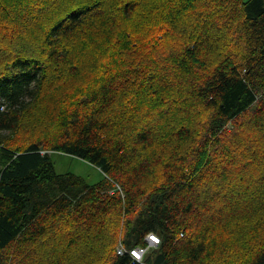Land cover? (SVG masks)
Returning a JSON list of instances; mask_svg holds the SVG:
<instances>
[{"label": "trees", "instance_id": "obj_1", "mask_svg": "<svg viewBox=\"0 0 264 264\" xmlns=\"http://www.w3.org/2000/svg\"><path fill=\"white\" fill-rule=\"evenodd\" d=\"M25 253L264 264V0H0V264Z\"/></svg>", "mask_w": 264, "mask_h": 264}, {"label": "rangeland", "instance_id": "obj_2", "mask_svg": "<svg viewBox=\"0 0 264 264\" xmlns=\"http://www.w3.org/2000/svg\"><path fill=\"white\" fill-rule=\"evenodd\" d=\"M252 132L258 133L254 129ZM51 159L57 173L72 172L79 175L83 180L85 179L84 181L88 184L97 183L104 177L103 172L96 166L78 157L64 153H53ZM47 262L48 259H46L45 253H34L33 255L25 253V255L15 254L10 256L11 264H47Z\"/></svg>", "mask_w": 264, "mask_h": 264}, {"label": "built area", "instance_id": "obj_3", "mask_svg": "<svg viewBox=\"0 0 264 264\" xmlns=\"http://www.w3.org/2000/svg\"><path fill=\"white\" fill-rule=\"evenodd\" d=\"M153 237H155V239H153ZM145 242H146V244L143 245V246H137V247H134V248H131L130 250H128V253L130 254V256L134 260H136L138 262H142L145 254L151 248H153L154 246H156L160 242V239H159V237L155 233L150 232V233H148L146 235ZM126 251L127 250L123 247V245L121 243H119L118 246H117V253L119 255H122Z\"/></svg>", "mask_w": 264, "mask_h": 264}, {"label": "bare ground", "instance_id": "obj_4", "mask_svg": "<svg viewBox=\"0 0 264 264\" xmlns=\"http://www.w3.org/2000/svg\"><path fill=\"white\" fill-rule=\"evenodd\" d=\"M95 1H96V0H95ZM91 2H92V1H91ZM92 5H93V4H92ZM94 5H95V4H94ZM90 7H91V6H90ZM90 7H89V8H90ZM86 8H87V7H86ZM67 21H68V20H67ZM62 22H63V21H62ZM57 23H58V22H57ZM55 25H56V24H55ZM21 26H22V25H20V27H21ZM52 27H53V26H52ZM50 29H51V28H50ZM50 33H51V32H50ZM46 34H48V33H46Z\"/></svg>", "mask_w": 264, "mask_h": 264}, {"label": "snow or ice", "instance_id": "obj_5", "mask_svg": "<svg viewBox=\"0 0 264 264\" xmlns=\"http://www.w3.org/2000/svg\"><path fill=\"white\" fill-rule=\"evenodd\" d=\"M153 239H155V237H153Z\"/></svg>", "mask_w": 264, "mask_h": 264}]
</instances>
